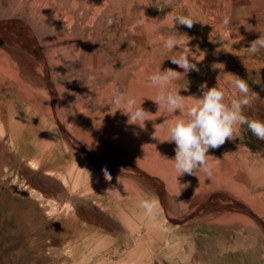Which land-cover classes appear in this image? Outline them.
<instances>
[{
	"label": "rangeland",
	"instance_id": "obj_1",
	"mask_svg": "<svg viewBox=\"0 0 264 264\" xmlns=\"http://www.w3.org/2000/svg\"><path fill=\"white\" fill-rule=\"evenodd\" d=\"M12 1L0 0V66L7 58L14 70L0 73V95L43 126L13 140L0 128V264H264V140L238 126L235 140L209 150L211 175L177 182L167 160L175 144L154 127L172 117L152 101L148 78L159 67L183 73L169 59L179 49L163 48L161 37L187 34L183 51L197 70L170 87L199 97L206 82L236 96L225 74L236 75L259 96L244 115L264 121V51L246 50L264 33V0H66L67 17L63 0ZM170 13L189 15L193 27L174 26ZM76 23L82 67L70 43L48 41L57 26L68 35ZM10 41L45 49L52 87L32 73L37 59ZM63 54L71 55L66 64ZM118 92L153 115L143 128L113 106ZM141 199L154 202V216Z\"/></svg>",
	"mask_w": 264,
	"mask_h": 264
},
{
	"label": "clouds",
	"instance_id": "obj_2",
	"mask_svg": "<svg viewBox=\"0 0 264 264\" xmlns=\"http://www.w3.org/2000/svg\"><path fill=\"white\" fill-rule=\"evenodd\" d=\"M170 16L174 26L179 24L191 29L195 22L189 15L170 13ZM144 19H146L145 16ZM143 23V19L136 21L137 25ZM223 24L227 29L229 20L225 18ZM246 28L249 31L254 30L251 25H247ZM189 39L187 34L176 31L174 34L161 37L163 48L169 51L179 49L176 51L177 54L169 59L172 64L183 69V73L172 68L161 71L159 67L148 77L152 86L157 89L152 101L158 105L159 109H165L172 117L154 125V127L166 132V142L175 144V156L173 159L167 160L173 164L175 172L178 174L177 182L178 177L185 174L197 176L200 173H205L211 175L209 161L216 158L208 155L209 150L219 148L226 140H235L239 133L238 126L246 125L254 136L264 140V121L247 117L243 113V109L253 102V98L259 97L250 89L244 79L230 73L225 74L231 77V87L237 90L236 96L231 93L226 95L225 90H221L219 85L209 88L206 82L199 87L201 93L199 97H183L179 91L170 87L173 81L186 76L192 70H197L196 65L190 62L189 56L183 51V47H187ZM246 50L251 53L264 51V33H260L257 39L251 41ZM185 101H191V103L186 105ZM112 104L128 117L127 124L129 125L144 126V122L149 121L148 117L153 116L141 107L142 102L137 106L135 98L127 97L124 93H116L112 98ZM122 171L125 170L122 169ZM104 176L106 180H111L106 169ZM183 186L184 188L188 187L187 184ZM139 207L149 216H154L155 207L152 200L141 199Z\"/></svg>",
	"mask_w": 264,
	"mask_h": 264
},
{
	"label": "bare ground",
	"instance_id": "obj_3",
	"mask_svg": "<svg viewBox=\"0 0 264 264\" xmlns=\"http://www.w3.org/2000/svg\"><path fill=\"white\" fill-rule=\"evenodd\" d=\"M16 0H13L12 2H15ZM63 6H61V8L59 9V15L61 17H67V10H66V5H67V1L66 0H63ZM12 5V4H11ZM12 7V6H11ZM10 8V7H9ZM11 9V8H10ZM1 10V9H0ZM7 10V9H6ZM5 10V11H6ZM2 11V10H1ZM0 11V12H1ZM4 14V13H3ZM72 16L74 18H77V13L76 11L72 12ZM100 20L97 19V24H99ZM78 24L76 23L74 26H73V31L71 33H69L68 35H63L62 34V29H61V26H57L54 33H52L50 35V37H48V41H54L55 40V37L56 36H59L61 37L62 40H60V43H65V44H69L71 45V50H73L74 52H77L76 55L77 57H79L80 59V63H81V67L83 66V62L85 61L86 59V47L84 45H82V41H81V38H80V35H79V32H78ZM241 33V32H240ZM14 41V40H13ZM11 43H13L15 46L17 47H20L22 48L25 52H27L31 57H35L39 63V66L37 68H33V74L36 76V77H43L44 78V81L46 83V86L47 87H52L51 86V80H50V75H49V70H50V66L52 65L51 62L48 60L47 58V52L45 53V49H36V48H32V47H29V46H26L24 45L22 42H12L10 41ZM52 43V42H51ZM53 47V46H52ZM50 47L52 50L53 48ZM47 48V47H46ZM49 48V49H50ZM69 54H63L61 56L58 57L59 60L63 61V63H67V58H69ZM8 59L6 58V61ZM4 60L2 66H0V73L1 74H6L7 72L9 73H13L10 72L8 70V61L6 62ZM11 63V62H10ZM69 63V62H68ZM13 65V64H12ZM14 66V65H13ZM33 66V65H32ZM54 66V65H53ZM15 68V67H14ZM9 69H12L10 68L9 66ZM52 70V69H51ZM17 73V72H16ZM51 73V72H50ZM15 74V72H14ZM13 75V74H11ZM17 75V74H16ZM14 75V77L16 76ZM3 83V82H2ZM18 85H19V82H17ZM52 90V89H51ZM50 90V91H51ZM53 95V94H52ZM12 101V100H11ZM51 103V102H50ZM20 105V104H19ZM17 103L15 102H6V99L5 97L1 96L0 95V128H2L3 130L7 131L8 134H9V137L13 140L15 138L18 137V135H21L22 131L24 132V130H29L28 127H31L32 124H36V128L37 129L38 127H42L43 124L40 123V121H37V120H34L33 119H30V121L28 120V112L25 111L24 109H21V106H19ZM53 105V104H52ZM51 108V107H50ZM59 109V108H58ZM50 111V110H49ZM54 117V120L57 122V125L61 128V129H64L63 127V122H62V119L60 117V114H59V111L56 109V107L53 105L52 106V112H51ZM36 114V113H35ZM34 129V130H35ZM41 130V129H40ZM17 141V140H15ZM84 154H86L87 157H89V154H87L86 151H84ZM40 157V156H39ZM92 159V158H90ZM99 166V165H98ZM136 172V171H135ZM96 173V172H95ZM139 174V173H138ZM98 177V176H97ZM147 180H150L151 179L148 177V176H145ZM99 179V178H98ZM98 181V180H96ZM96 183V182H95ZM98 183V182H97ZM101 184V183H100ZM149 185V184H148ZM151 186V185H149ZM156 188V187H155ZM159 192H160V199H161V202L162 204L164 205V200L162 198V190L161 188H156ZM169 203V202H168ZM99 207H101V205H99ZM165 207V205L163 206ZM162 208V207H161ZM166 209V207H165ZM201 210V206L199 207L198 210L196 211H193V213H197ZM167 212V210H165ZM244 211V209H243ZM169 213V212H168ZM194 215V214H193ZM134 216V215H133ZM168 217V219H171L172 221L174 222H178L180 220V218H177V217H173L171 214H167L166 215ZM214 220V219H213ZM125 224V223H124ZM126 225V224H125ZM124 225V226H125ZM141 226V225H140ZM128 228V227H127ZM132 229V228H131ZM134 231V229H133ZM132 233V232H131ZM81 232H75L74 234H72L71 236H69V240H73L74 237L80 235ZM149 241V240H148ZM101 245V244H99ZM95 246V245H94ZM137 246V245H136ZM134 247V246H133ZM102 248V247H101ZM99 246L95 247L94 249H91V251L88 253V256H91L93 253H95L96 251H99ZM132 249V248H131ZM264 249V248H263ZM90 250V249H89ZM101 250V249H100ZM115 251V250H113ZM263 253V252H262ZM154 254V253H153ZM108 256V255H107ZM151 256V255H150ZM262 257V256H261ZM90 258V257H89ZM263 262H264V255H263ZM104 261V260H103ZM102 263L101 262V259H97L95 261L94 264H100ZM92 264V263H91Z\"/></svg>",
	"mask_w": 264,
	"mask_h": 264
}]
</instances>
